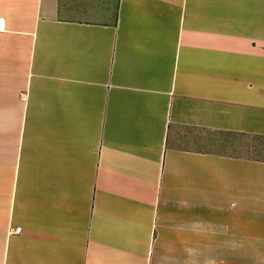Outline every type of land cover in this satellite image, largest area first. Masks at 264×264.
Listing matches in <instances>:
<instances>
[{"label":"crops","instance_id":"1","mask_svg":"<svg viewBox=\"0 0 264 264\" xmlns=\"http://www.w3.org/2000/svg\"><path fill=\"white\" fill-rule=\"evenodd\" d=\"M0 264H264V0H0Z\"/></svg>","mask_w":264,"mask_h":264},{"label":"built area","instance_id":"2","mask_svg":"<svg viewBox=\"0 0 264 264\" xmlns=\"http://www.w3.org/2000/svg\"><path fill=\"white\" fill-rule=\"evenodd\" d=\"M25 98V97H24ZM13 233H20L21 232V228H15L13 230H11Z\"/></svg>","mask_w":264,"mask_h":264}]
</instances>
